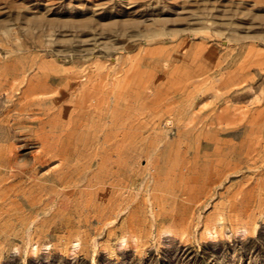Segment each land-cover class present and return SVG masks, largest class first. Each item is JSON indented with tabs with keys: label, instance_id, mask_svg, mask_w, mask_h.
I'll return each instance as SVG.
<instances>
[{
	"label": "rangeland",
	"instance_id": "rangeland-1",
	"mask_svg": "<svg viewBox=\"0 0 264 264\" xmlns=\"http://www.w3.org/2000/svg\"><path fill=\"white\" fill-rule=\"evenodd\" d=\"M0 264H264V0H0Z\"/></svg>",
	"mask_w": 264,
	"mask_h": 264
},
{
	"label": "bare ground",
	"instance_id": "bare-ground-1",
	"mask_svg": "<svg viewBox=\"0 0 264 264\" xmlns=\"http://www.w3.org/2000/svg\"><path fill=\"white\" fill-rule=\"evenodd\" d=\"M84 114V113H83Z\"/></svg>",
	"mask_w": 264,
	"mask_h": 264
}]
</instances>
